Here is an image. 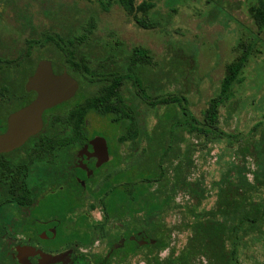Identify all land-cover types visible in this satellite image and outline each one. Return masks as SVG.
I'll list each match as a JSON object with an SVG mask.
<instances>
[{
  "label": "flooded vegetation",
  "instance_id": "1",
  "mask_svg": "<svg viewBox=\"0 0 264 264\" xmlns=\"http://www.w3.org/2000/svg\"><path fill=\"white\" fill-rule=\"evenodd\" d=\"M71 6L0 0V135L36 98L27 82L41 60L78 83L70 99L43 111L39 132L0 152V264H128L143 259L144 250L160 251L158 237L142 225L149 212L107 205L127 191L133 173L118 130L113 147L105 134L85 128L80 145L51 148L60 152L56 162L48 161V147L27 144L44 132L51 111L78 101L79 79L64 63L66 24L80 43Z\"/></svg>",
  "mask_w": 264,
  "mask_h": 264
},
{
  "label": "rangeland",
  "instance_id": "2",
  "mask_svg": "<svg viewBox=\"0 0 264 264\" xmlns=\"http://www.w3.org/2000/svg\"><path fill=\"white\" fill-rule=\"evenodd\" d=\"M34 1L39 5H72L76 18L72 22L77 26L75 34L78 40L91 39L109 49L107 61L130 59L133 62L139 59V49H148V56L151 57L148 69L168 70L172 74L174 80L153 82L152 87H157L153 92L154 105L139 104L138 109L148 131L152 130L166 110L165 104L160 105L161 99H167L170 109L178 117L186 105L190 114L201 118L207 102L220 92L225 66L236 61L243 53L248 56L237 68L225 102L218 107L219 126L225 133L223 139H204L203 133L191 130V120L186 128L172 131L173 149L179 148L181 151L185 142L194 147L191 155L194 163L184 177L187 183H198L205 188L206 195L197 204L187 187H179L174 198L179 207L164 211L160 217L163 233L170 232V244L158 254L154 250L159 260L166 259L172 249L176 254L184 247L191 234L184 224L190 220L193 207L204 210L218 208L213 184L227 168L244 164L249 169L245 173L247 180L258 187L253 200L264 199V187L254 182L252 174L256 169L254 157L247 156L244 160L236 151L246 138L264 136V28L258 32L249 15L248 6L254 0H223L221 11L214 14L213 20L208 18V12L215 0H156L152 11L147 15L137 14L136 17L119 3L107 5L108 9L104 11L100 4L104 0ZM140 1L135 0L137 4ZM146 19L147 26H143ZM238 43L241 46L238 47ZM172 62L177 63L175 68L166 66ZM127 88L132 91L130 85ZM181 95L184 97L180 98ZM85 128L90 132L105 134L114 147L117 133L109 117L91 113L86 118ZM144 145L142 140L140 150ZM258 149L257 146L256 153ZM162 165L169 168L167 160ZM132 172L136 173L137 168ZM230 179L232 184L237 182L235 171L231 172ZM150 258H147L144 250L143 259L128 264H148ZM237 259L240 264H264V224L244 239ZM197 264H210V261L201 257Z\"/></svg>",
  "mask_w": 264,
  "mask_h": 264
},
{
  "label": "trees",
  "instance_id": "3",
  "mask_svg": "<svg viewBox=\"0 0 264 264\" xmlns=\"http://www.w3.org/2000/svg\"><path fill=\"white\" fill-rule=\"evenodd\" d=\"M155 1L142 0L137 4L135 0H104L100 1V4L102 9L107 11V5L119 3L129 14L136 17L137 14L147 15L152 11L155 8ZM222 1L215 0L213 8L208 12V18L213 20L214 14L221 11ZM248 12L259 32L264 28V0H254L248 6ZM142 25L147 26V19ZM73 34V28L66 24L64 63L79 79L78 101L60 105L51 111L45 121L44 132L31 138L27 144L30 147H48V161L56 162L60 160L58 158L60 152L51 148L71 149L80 145L89 114L109 117L110 122L119 131L118 140L128 143V160L133 164L130 171L137 168V172L130 173L127 191L120 190L118 196L107 205L111 206L110 209L133 208L149 212L144 215L143 228L154 232L161 243L159 249L163 250L169 245L170 232L164 234L161 224H154L153 220L161 219L164 211L179 207L174 198L181 186L189 189L197 204L206 195L205 188L198 183L194 185L187 183L184 177V173L194 163L191 156L194 147L185 142L181 151L179 148L173 149L172 131L186 128L188 121L191 120V130L203 133L204 139L208 141L223 139L225 133L219 126L218 107L225 102L237 68L248 56L243 53L236 61L225 66L220 92L207 102L201 118L190 114L186 105L182 107V113L178 117L170 109L171 105L167 99H161L160 105L165 104L166 110L152 130L148 131L139 112V104L154 105L153 92L157 87H152L153 82L163 79L174 80L172 74L168 70L148 69L151 62L148 49H139L141 50L139 59L136 58L133 62L130 59L123 62L113 59L107 61L109 49L99 46L91 39H82L77 46V43L72 41ZM239 46L241 43H238ZM102 61L105 62L101 64ZM176 65V62L166 64L174 68ZM128 85L132 91L127 88ZM142 140L145 145L140 150ZM257 146L258 154L255 151ZM236 151L244 160L247 156L254 157L256 165V169L252 171L254 182L259 187H264V136L258 139L246 138ZM32 154L35 159L36 153ZM165 160L168 161L169 168L162 165ZM232 171L238 176L234 184L230 179ZM248 172L249 169L244 164L227 168L222 177L213 184L218 208L204 210L195 206L189 209L190 220L184 224V228L190 229L191 234L184 247L176 254L172 249L169 256L161 260L153 254L152 249H148L146 256L151 257L148 264H197L201 257L208 258L210 264H240L237 253L244 239L264 224V199L253 200L258 187L247 180L245 173ZM140 178H143V181H140ZM126 193L127 197L124 200V197H121ZM106 209L109 210L108 207Z\"/></svg>",
  "mask_w": 264,
  "mask_h": 264
},
{
  "label": "water",
  "instance_id": "4",
  "mask_svg": "<svg viewBox=\"0 0 264 264\" xmlns=\"http://www.w3.org/2000/svg\"><path fill=\"white\" fill-rule=\"evenodd\" d=\"M27 86L36 92V98L10 118L8 130L0 135V152L21 146L29 136L39 132L43 111L70 99L78 89V83L66 71L54 73L48 60L38 63Z\"/></svg>",
  "mask_w": 264,
  "mask_h": 264
}]
</instances>
